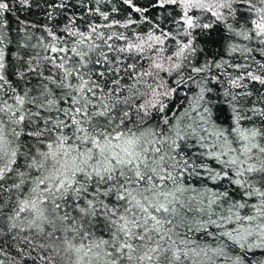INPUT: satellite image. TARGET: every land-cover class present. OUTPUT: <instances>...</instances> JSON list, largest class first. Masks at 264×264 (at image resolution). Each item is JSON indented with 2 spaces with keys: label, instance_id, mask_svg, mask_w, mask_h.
I'll return each mask as SVG.
<instances>
[{
  "label": "snow or ice",
  "instance_id": "snow-or-ice-1",
  "mask_svg": "<svg viewBox=\"0 0 264 264\" xmlns=\"http://www.w3.org/2000/svg\"><path fill=\"white\" fill-rule=\"evenodd\" d=\"M0 264H264V0H0Z\"/></svg>",
  "mask_w": 264,
  "mask_h": 264
}]
</instances>
